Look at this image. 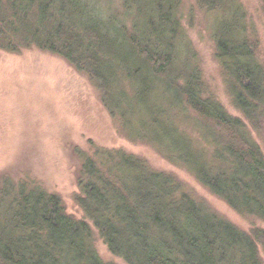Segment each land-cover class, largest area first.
<instances>
[{"label":"trees","instance_id":"trees-1","mask_svg":"<svg viewBox=\"0 0 264 264\" xmlns=\"http://www.w3.org/2000/svg\"><path fill=\"white\" fill-rule=\"evenodd\" d=\"M108 1L105 8L102 0H0V49L64 57L132 138L264 221V152L253 136L264 135V64L241 0H195L191 18L196 8L205 13L242 117L210 91L183 0H117L115 9ZM178 117L199 125L208 147L183 134ZM75 152L84 219L69 214L59 194L0 176V264H115L100 256L94 229L127 264H264V228L245 232L175 175L123 149Z\"/></svg>","mask_w":264,"mask_h":264},{"label":"rangeland","instance_id":"rangeland-1","mask_svg":"<svg viewBox=\"0 0 264 264\" xmlns=\"http://www.w3.org/2000/svg\"><path fill=\"white\" fill-rule=\"evenodd\" d=\"M113 2L114 9L120 7L117 0ZM241 2L249 25L256 31L257 55L264 64L263 0ZM102 3L105 8L110 6L108 0ZM183 4V24L197 51L210 91L231 115L242 117L224 82L205 13L196 8L192 21L195 0H183ZM127 87L130 91V86ZM185 116L189 117L187 112ZM177 122L181 132L192 138L197 147H208L202 130L192 119L178 117ZM253 136L264 152V135L254 131ZM76 147L86 151L96 147L123 149L143 157L157 170L178 177L214 211L245 232L251 234L264 228L263 220L237 212L187 168L169 161L153 144L132 138L119 118L112 116L103 104L99 90L88 75L64 57L37 48L20 53L0 49V176L36 183L59 194L67 212L84 219V211L76 201L81 169ZM94 232L95 246L104 261L127 264L110 251L96 229ZM259 247L264 259V250Z\"/></svg>","mask_w":264,"mask_h":264}]
</instances>
